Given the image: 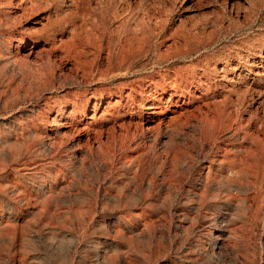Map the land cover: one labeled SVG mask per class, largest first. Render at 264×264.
<instances>
[{
  "label": "rangeland",
  "instance_id": "1",
  "mask_svg": "<svg viewBox=\"0 0 264 264\" xmlns=\"http://www.w3.org/2000/svg\"><path fill=\"white\" fill-rule=\"evenodd\" d=\"M232 2L91 0L96 32L149 50L88 86L136 89L91 150L60 126L63 88L5 48L21 32L0 31V264H264V0Z\"/></svg>",
  "mask_w": 264,
  "mask_h": 264
},
{
  "label": "bare ground",
  "instance_id": "2",
  "mask_svg": "<svg viewBox=\"0 0 264 264\" xmlns=\"http://www.w3.org/2000/svg\"><path fill=\"white\" fill-rule=\"evenodd\" d=\"M63 1H68L65 9H61ZM104 2L97 0L98 4ZM90 3L91 0H0V31L7 29L10 32H21L11 35L5 41V48L9 51L14 46L15 63H26V67L38 76L49 74L51 79L46 80V83L52 84V88L47 90L53 89L55 84L57 88H63V98L68 100L66 105L60 103L57 113L63 117L68 110L60 126L76 133L77 138L73 144L76 143L81 151L104 146L102 137L106 131L110 137L108 141L115 139L120 109L129 107L130 101L133 106V92H136L134 87L129 91H113L111 88H94L90 91L88 86L109 78H125L131 69L130 65L123 69L127 65V55H123L125 51L137 61L144 57L142 68L149 62L146 59L149 51L146 48L147 35L128 33L124 39L117 41L110 36L106 37L105 32H96L85 18ZM41 34L44 37H38ZM181 56V49L174 41L156 62L170 61ZM118 58H121L118 63L120 67H116ZM213 68L207 66L205 73L193 76L191 82H200L202 78L217 73ZM69 72H74L71 73L74 81H70ZM155 79L151 77L149 82L157 87ZM79 90L83 91L80 93ZM143 93L141 91L140 96ZM158 106L156 103L150 106L148 118L141 119V124H146L148 131L154 129L151 122ZM102 108H105V112L99 115ZM89 110L93 111L92 116H88ZM160 125H157L158 128ZM217 237L221 238L219 235Z\"/></svg>",
  "mask_w": 264,
  "mask_h": 264
}]
</instances>
